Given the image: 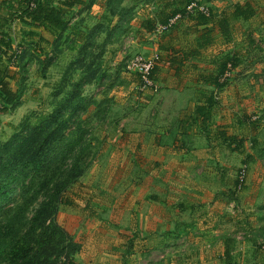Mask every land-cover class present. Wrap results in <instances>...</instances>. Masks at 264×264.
<instances>
[{"label":"rangeland","instance_id":"374dc122","mask_svg":"<svg viewBox=\"0 0 264 264\" xmlns=\"http://www.w3.org/2000/svg\"><path fill=\"white\" fill-rule=\"evenodd\" d=\"M91 1L89 8L81 11L82 5L76 4L67 15L68 28L58 43L60 54L50 46L52 40L40 41L39 52L55 57L45 70L44 54H33L26 40L16 38L10 66L16 68L12 88L19 91V98L13 106L0 107V143L25 121L33 123L39 115L49 114L80 78L81 72L71 70L69 64L83 41V29L98 21L108 26L101 19L107 0ZM173 1L185 2L122 0L129 10L124 30L121 34L116 30L109 39L106 32L95 38L94 52L103 50L98 59L106 74L100 83L81 87L83 103L88 105L66 129L68 133L80 122L86 130V159L91 162L63 195L56 215L80 244L71 264H225V236L233 239L234 264H264V0H201L212 10L209 25L196 28L195 17L203 14L194 12L165 32L148 31L144 21L152 20L153 28L162 24L172 13ZM22 8L23 0H0V33L9 28L19 33L18 23L25 24L22 20L30 17ZM238 10L245 14L236 16ZM222 18L229 21L227 35L219 26ZM116 23L118 16L109 21V27ZM206 29L210 42L203 46L198 36ZM23 31L26 36L35 33ZM150 52H157L159 63L167 66L163 72L172 87L186 84L185 88L198 89L201 85L205 96L215 98L209 142L201 135L190 140L197 150L173 149L164 155L154 151L160 145L156 130L161 143L175 141V134L164 133L168 126L164 116L171 107L157 109L165 86L154 93L139 90L138 78L124 68L131 55ZM226 54L235 56L237 63L227 62L231 74L219 88L214 84ZM169 55L181 56L184 65L179 72L168 63ZM112 79L114 86L107 88ZM92 101H100V109ZM221 130L235 135V144L222 140ZM190 164L191 172L180 170ZM243 165L245 177L238 188ZM16 194L17 189L8 205ZM193 201L195 211L188 206Z\"/></svg>","mask_w":264,"mask_h":264},{"label":"trees","instance_id":"16d2710c","mask_svg":"<svg viewBox=\"0 0 264 264\" xmlns=\"http://www.w3.org/2000/svg\"><path fill=\"white\" fill-rule=\"evenodd\" d=\"M59 1L61 4L57 5L56 0H34L31 6V0H23L24 8H22L24 13L30 16L27 17V21L22 20V22L34 27L47 28L51 32L53 39L50 46L52 49L55 48L56 55L62 52V49L58 48V43L68 28L67 15L73 12L76 4H81L79 10L83 11L92 3L91 0H87L85 5L82 0ZM192 1L201 2V0H185L179 4L173 1L170 15L181 12L184 18V8ZM121 2L122 0H107V9L102 13L101 19H105L108 26H105L103 21H98L91 27L83 29V41L69 64V68L79 70L81 76L72 83L73 88L66 93L64 101L49 114L39 115L35 122L25 121L9 139L0 143V264H71L74 254L80 250V244L74 241L68 231L57 222L56 215L59 205L63 202V195L85 173L91 161L86 159L88 155L87 141L84 138L86 130L80 122H77L72 131L66 133V129L72 120L75 121L78 112L86 109L88 105L87 102L83 103L81 87L90 83H100L104 79L106 73L102 69L101 60L98 59L103 50L98 54L94 52L97 46L95 38L100 33L106 32L109 39L116 30H119V34L124 30L123 20L127 18L129 10H126ZM239 14L245 12L238 10L236 16ZM170 15H166L162 23H166ZM211 15L210 17L197 15L196 20L193 19L194 26L198 28L209 25L212 20ZM114 16H118V23L111 28L109 21ZM7 21L9 18L5 20ZM152 24V20L144 21L148 31L154 29ZM219 26L222 34L227 35L230 32L229 21L226 18L219 20ZM78 30L80 32L79 28ZM208 36L209 29L198 36L203 46L210 42ZM4 37L6 33L1 32L0 64L3 62V56L8 53L5 47L10 46L9 39L4 40ZM40 40L44 39L40 38ZM39 46L38 44L33 51L32 45L29 48L35 55L44 54L41 63L42 69L45 70L55 57L50 56L52 53L46 51L40 53ZM231 55L226 54L225 61L219 65L218 79L214 84L216 87L221 88L226 83V79L223 82L219 79L226 69L225 66L227 67V62H231L232 66L237 63L236 57ZM180 57L171 56L168 59V63L175 66L176 71L184 65ZM8 60L6 65H0L2 107L13 106L19 98V91L12 88L11 82L14 77L8 69L11 55ZM110 83L107 88L114 86V80L112 79ZM212 96L208 97L206 111H200L206 123L210 118L213 99L215 100ZM92 103L100 109V101H92ZM196 109L203 108L197 106ZM219 133L224 140H230L235 144V135H226L222 130ZM16 189L17 194L12 199L13 204L8 205L7 201L11 199V193ZM232 242V238L223 237L225 264H234L231 255Z\"/></svg>","mask_w":264,"mask_h":264},{"label":"crops","instance_id":"0c3cea01","mask_svg":"<svg viewBox=\"0 0 264 264\" xmlns=\"http://www.w3.org/2000/svg\"><path fill=\"white\" fill-rule=\"evenodd\" d=\"M18 24L19 25L16 27V30H19V33H18V31L11 32L10 28L8 29V32H6V37H4L5 38L4 40L9 39L10 46L5 47V48H7L8 53L3 56V62L0 64L1 66L6 65L8 63V57L10 58V55H12L16 51V50H14V47L12 48V45L16 41V38L26 40L25 42L32 45V50L34 48H36V46L38 44L40 45V41H42V40H40V38L52 40L49 37L50 33L46 29L40 28V30H38L39 28L37 26L34 27L33 25H27L26 23L25 24L18 23ZM12 26L15 27V25H12ZM5 27H9V25L7 23H5L4 29H6ZM25 28H27V32H28V30H31V32L34 31L35 33H30V36H26V34H24V32H26V31H23V30H25ZM171 56L172 55H169V57H171ZM10 64L11 63L8 64V69L14 77V79L11 82V85H12L13 82L16 80V71H15L16 68L14 66H10ZM164 67H167V66L162 65L161 63H158V65L156 66V69H155V73L153 74V80L158 85L157 90H152V89H149V90L146 89V90L150 91V93L151 92L154 93V92L159 91L162 84L165 86V89L163 91H161V92H163V94L162 93L160 94L162 96V99H159V100L157 99V101L159 102L157 105V109L159 110L160 107L162 109L171 107V109L166 110V115L164 116L166 118L163 120V122L168 124L167 129L165 130L164 133L166 134V136H169L170 134H173V135L175 134V141L173 143H161V140H160L161 135H160V133H158V130H156V134H155L156 140L159 142L160 145L158 147H156L157 149L154 151L157 152V154H162V155H164L165 151L166 152L169 150L173 151V149H179L180 152H192V151H194V148H196V150H197V148H199V147H196L195 144H192V142L190 141L191 139L193 140L194 138H197L198 135H201L202 137L205 136L207 139L209 137V139H210V132H211V130H210L211 126L210 125H211V119H212L213 113L211 112L210 118H209V120H207V123H206V119H203V117L200 113V111H204V112L206 111V109L208 107V97L205 96V92L201 89V85L198 86L199 88L197 87L198 89H194L195 87L185 88V87H187L186 84L179 85V86H176V84H175V86L172 87L173 86L171 84L172 81L168 80L164 76V72H163ZM175 71H176V67H175L174 72ZM177 72H179V71H176L175 73H177ZM169 74H171V73L169 72ZM167 85L169 87H167ZM188 91L190 94L189 97L187 96ZM170 95L174 96L173 98H175V99L168 101L166 98H168V96H170ZM142 101L147 103V104H150V100H148V99H143ZM187 101H189V102L186 103ZM197 106H201L203 109L198 110V109H196ZM173 116H175V118H173ZM173 119H175L174 120L175 123L173 125H171ZM161 122H159V123H161ZM170 125L172 126V129H170ZM169 129H170V132H169ZM218 132H220V131H218ZM218 134L220 135V133H218ZM163 138H165L163 141H166V137L163 136ZM185 138H186V140H185ZM209 139H208V142H209ZM222 140H223V137H222ZM206 147H207V145H206ZM203 150L206 151V148ZM240 150L242 151V149H240ZM163 157L164 156H161L159 160L161 161L163 159ZM193 159L195 160L194 155H193ZM156 164H158V163H156ZM193 168L194 167L191 164L186 165V166L183 165V168H181L180 170L191 172L193 170ZM196 203H197L196 201L189 203L188 206L190 207V209L192 211L197 210L196 209V206H197ZM195 214L200 215L201 213H195Z\"/></svg>","mask_w":264,"mask_h":264},{"label":"built area","instance_id":"2783aa9c","mask_svg":"<svg viewBox=\"0 0 264 264\" xmlns=\"http://www.w3.org/2000/svg\"><path fill=\"white\" fill-rule=\"evenodd\" d=\"M33 6V3H31ZM194 12L203 14L204 16H210V9L208 6L201 4L200 2L192 1L184 9L185 16L191 15ZM182 13H176L168 18L166 23L157 24L154 27V32H165L173 27L176 22L182 18ZM159 54L157 52H150L148 54L135 53L126 59L124 68L127 72L132 73L138 78V89L146 90L152 89L157 90L158 85L153 80V71L159 63ZM230 65L225 69L222 77L219 79L220 82H223L227 76H230ZM1 107V104H0ZM246 165L240 167L238 171V188L241 186L244 180Z\"/></svg>","mask_w":264,"mask_h":264}]
</instances>
